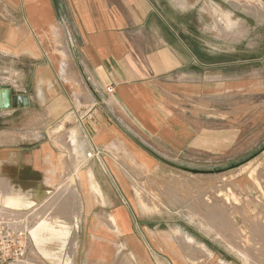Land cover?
Listing matches in <instances>:
<instances>
[{"label":"crops","instance_id":"0c3cea01","mask_svg":"<svg viewBox=\"0 0 264 264\" xmlns=\"http://www.w3.org/2000/svg\"><path fill=\"white\" fill-rule=\"evenodd\" d=\"M162 3L0 0V57L11 60L10 67L0 66V84L14 98H28L27 106L7 112L33 108L36 116L23 128L31 135H14L13 145L0 141V177L28 201L36 193L51 198L75 188L63 195L70 196L71 219L63 217L61 206L55 213L49 209L33 233L59 243L56 219H67L64 241L75 237L80 245L77 264L84 254L86 261L109 264L115 244L132 254L128 264H227L206 243L199 248L206 256L163 251V238L174 232L158 228L161 222L135 219L134 180L160 177L172 162L211 148L212 103L262 88L258 69L264 55L256 49L237 59L212 55L172 29L168 41ZM243 66L245 73L237 72ZM68 174L74 186L62 188ZM19 180L26 181L30 197L14 191ZM187 235L194 246V236ZM148 241L153 252L143 249Z\"/></svg>","mask_w":264,"mask_h":264},{"label":"rangeland","instance_id":"374dc122","mask_svg":"<svg viewBox=\"0 0 264 264\" xmlns=\"http://www.w3.org/2000/svg\"><path fill=\"white\" fill-rule=\"evenodd\" d=\"M162 7L164 21H167L162 26V34L168 41L172 29L179 31L184 41L189 37L197 49L207 48L212 55L220 52L227 54L228 59H237L250 55L251 49H256L259 57L264 55V0H163ZM10 61L0 57V66L10 67ZM246 70L245 66L238 67L237 72L245 73ZM258 75L264 76V65H259ZM1 79L4 77L0 76ZM5 111L4 114L0 112V141L13 145L18 142L12 141L14 135H29L30 132L27 134V129L23 128L34 120L35 110L30 108L13 115L7 112L9 110ZM211 113L215 130L211 134V148L195 149L189 153L188 159L172 162L163 173L156 175L160 177L152 175L146 180H134L139 205L138 209L134 208V217L142 222H161L158 228L173 230L172 238H163L166 240L162 244L163 251L173 250L185 258L188 250L199 252L200 244L206 243L227 264H264V86L254 93L227 95L225 99L212 103ZM224 138L226 145L218 146ZM68 176L62 181V188L74 186L75 180L70 174ZM5 183L8 185L3 196L9 197L11 181ZM13 189L31 196L26 181H15ZM67 190L51 198L45 195L40 211L36 212L38 215L33 218L28 217L33 212L27 208L21 219L3 217L0 212L3 235L16 230L27 234L26 259L19 264H52L41 255L47 246L45 238L38 239L33 232L40 229L44 215L49 211L46 209L53 206L55 199L63 201L64 210L71 205L66 202L70 196L64 199L63 195L74 193L75 188ZM60 217L56 220L61 226L53 229L60 241L53 245L54 264H77L80 245L75 244V251L68 258L69 244L64 241L69 233L65 226L67 219ZM28 233H31L30 237ZM187 234L194 236L197 242L192 247L184 239ZM3 246L4 241H1L0 247ZM111 246L109 264H128L130 257L134 261L123 245ZM143 249L153 252L155 245L148 241ZM118 250L121 252L115 259L114 253ZM200 252L208 254L205 249ZM83 256L84 261L79 264H95L86 261V254ZM0 264H17V261L2 257L0 250Z\"/></svg>","mask_w":264,"mask_h":264},{"label":"bare ground","instance_id":"6f19581e","mask_svg":"<svg viewBox=\"0 0 264 264\" xmlns=\"http://www.w3.org/2000/svg\"><path fill=\"white\" fill-rule=\"evenodd\" d=\"M68 139H69V137H68ZM63 141V140H62ZM71 153V152H70ZM72 154V153H71ZM74 155H75V153H74ZM81 162V161H80ZM5 181H8L6 178H2L1 180H0V203H1V210H0V212H1V214H2V216L3 217H9V216H13V218L14 219H21L22 218V215H24L23 214V212L25 211V209L27 208V209H29V210H32L31 211V213L33 212V215H29L28 217L30 218V217H32L33 218V216L35 217V216H37L38 214L36 213V212H39L40 211V206H41V204L43 203V198L44 197H41V194H39V193H36V195L34 196V198L32 199V201H30V202H25L24 200H23V198L20 196V195H15V194H13L12 192H11V194H10V196L9 197H6V196H3V195H6V194H3L4 193V189H5V187H6V185H8L7 183H5ZM11 185V184H10ZM95 187V186H94ZM94 189V188H93ZM6 193V192H5ZM45 199V198H44ZM61 201V202H60ZM52 207H50L49 209H51V210H53V212L54 211H56V210H58L59 208H60V206L62 207V208H60V210L59 211H63V217H65V218H67V219H71L70 218V208L68 207V206H66V209L64 210V207H63V201L60 199H55L54 200V202H52ZM49 209H46V210H49ZM35 212V213H34ZM49 212H50V210H49ZM48 212V213H49ZM52 212V211H51ZM52 212V213H53ZM51 213V214H52ZM55 213V212H54ZM56 213H60V214H62V212H56ZM47 214V213H46ZM45 214V215H46ZM59 214V215H60ZM28 217H26V219H28ZM55 217V216H54ZM31 218V219H32ZM37 218V217H36ZM40 219H41V217H39ZM38 218V219H39ZM12 219V218H11ZM43 219V218H42ZM41 219V220H42ZM110 220H111V222L113 223V220L114 219H112L111 217H110ZM12 221H13V219H12ZM16 221V220H15ZM28 221H30V219H28ZM38 221V220H37ZM47 221V220H46ZM50 222V221H49ZM53 221H51V223H52ZM55 222H57V221H55ZM25 223H27V222H25ZM24 223V224H25ZM36 224V223H35ZM45 224H48L47 222L45 223ZM56 224V223H55ZM66 224V223H65ZM26 225V224H25ZM51 225V224H50ZM59 225V224H58ZM32 227H33V224L31 225ZM36 226V225H35ZM34 226V227H35ZM54 226V225H53ZM61 226V225H60ZM40 227H42V226H40ZM45 227H47V226H45ZM59 227V226H58ZM25 228V227H24ZM30 228V227H29ZM53 228V227H52ZM61 228V227H60ZM61 229H63V228H61ZM30 230V229H29ZM34 230V229H33ZM41 231V230H40ZM39 236L41 235V234H38ZM44 235V234H43ZM45 236V235H44ZM40 238H42V237H40ZM52 239H54L55 240V238H52ZM53 240V241H54ZM53 241H51L50 239L47 241V246H46V248L41 252V250H40V252H41V255H42V258L43 259H45V260H48V261H50L52 264H54V262H55V257H54V253H53V245L54 244H58L57 242H53ZM62 241V240H61ZM191 241V240H190ZM60 242V241H59ZM44 243V242H43ZM67 244H69V247H68V249H67V257L68 258H71L70 256L72 255V253L74 252V247H75V244H76V238L74 237L69 243H67ZM60 245V244H59ZM45 247V246H44ZM59 247V246H58ZM57 249V248H56ZM36 250H37V248H36ZM55 250V249H54ZM202 251V250H201ZM204 253V252H203ZM61 254V253H60ZM59 256H61V255H59ZM58 262H59V260H58ZM62 262V261H61ZM63 262H64V260H63ZM66 264V263H65Z\"/></svg>","mask_w":264,"mask_h":264},{"label":"built area","instance_id":"2783aa9c","mask_svg":"<svg viewBox=\"0 0 264 264\" xmlns=\"http://www.w3.org/2000/svg\"><path fill=\"white\" fill-rule=\"evenodd\" d=\"M96 154H98V152ZM1 241H4V246L0 247L2 257L13 261H18L26 257L28 237L25 231L16 230L13 233L11 231L9 235H3L0 231V242Z\"/></svg>","mask_w":264,"mask_h":264},{"label":"water","instance_id":"95a60500","mask_svg":"<svg viewBox=\"0 0 264 264\" xmlns=\"http://www.w3.org/2000/svg\"><path fill=\"white\" fill-rule=\"evenodd\" d=\"M15 105H18L19 107H23L24 105L27 106L28 98L22 95L14 98L11 88L0 84V112L10 110Z\"/></svg>","mask_w":264,"mask_h":264}]
</instances>
